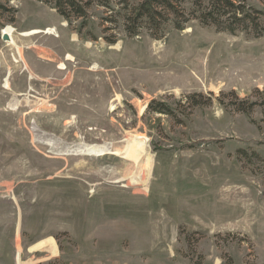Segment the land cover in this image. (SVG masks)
<instances>
[{
    "label": "rangeland",
    "instance_id": "1",
    "mask_svg": "<svg viewBox=\"0 0 264 264\" xmlns=\"http://www.w3.org/2000/svg\"><path fill=\"white\" fill-rule=\"evenodd\" d=\"M94 1L0 0V264H264V37Z\"/></svg>",
    "mask_w": 264,
    "mask_h": 264
},
{
    "label": "trees",
    "instance_id": "2",
    "mask_svg": "<svg viewBox=\"0 0 264 264\" xmlns=\"http://www.w3.org/2000/svg\"><path fill=\"white\" fill-rule=\"evenodd\" d=\"M42 2L62 16L66 21L88 19L89 9L94 0H36ZM102 6H109L108 0H100ZM119 0L117 3L126 11H130L125 19V31L130 37L138 36L148 30L155 39L165 36L167 27L173 25L182 31L192 21H198L204 27H212L219 33L231 35L244 34L248 38L264 37V10H259L247 0H193L192 9L184 8L185 0ZM4 13H16V10L0 5ZM11 22H15L13 18ZM112 41L111 44H114ZM202 100L195 99L193 106H200ZM238 112L250 114L258 106V102L242 101L233 103ZM152 111L172 115L168 106L162 105Z\"/></svg>",
    "mask_w": 264,
    "mask_h": 264
},
{
    "label": "bare ground",
    "instance_id": "3",
    "mask_svg": "<svg viewBox=\"0 0 264 264\" xmlns=\"http://www.w3.org/2000/svg\"><path fill=\"white\" fill-rule=\"evenodd\" d=\"M15 31L16 30L14 28H7V29L4 30L3 35H7L8 36V39H9L8 40V43H10L11 45H13L14 48L19 49V47H18V45H17V43L15 41V35H16V32ZM29 34L30 35H40V34H42V32L41 31H38V30H34V31H31ZM45 34L46 35H49V36H55V31L53 29H49V31L45 32ZM74 59H72L71 56H69L68 61L71 60V62H72ZM130 157H133L134 159H138L137 153L134 156H130ZM149 160H148V163H149Z\"/></svg>",
    "mask_w": 264,
    "mask_h": 264
},
{
    "label": "water",
    "instance_id": "4",
    "mask_svg": "<svg viewBox=\"0 0 264 264\" xmlns=\"http://www.w3.org/2000/svg\"><path fill=\"white\" fill-rule=\"evenodd\" d=\"M3 38H4V40H6V41L9 40L7 35H3Z\"/></svg>",
    "mask_w": 264,
    "mask_h": 264
}]
</instances>
